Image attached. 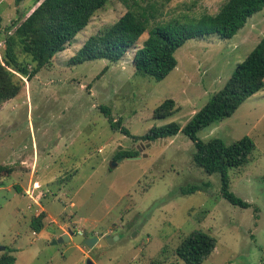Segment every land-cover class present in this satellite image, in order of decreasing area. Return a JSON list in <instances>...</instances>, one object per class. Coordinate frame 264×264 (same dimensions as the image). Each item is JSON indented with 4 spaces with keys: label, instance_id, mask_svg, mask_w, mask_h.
I'll return each mask as SVG.
<instances>
[{
    "label": "rangeland",
    "instance_id": "1",
    "mask_svg": "<svg viewBox=\"0 0 264 264\" xmlns=\"http://www.w3.org/2000/svg\"><path fill=\"white\" fill-rule=\"evenodd\" d=\"M35 1L0 0L1 56L7 31L33 12ZM227 1L111 0L49 66L24 80L21 93L0 108V168L12 169L10 175L0 172V258L11 255L14 264H185L175 249L203 230L218 242L203 264H264V90L198 133L204 142L227 145L253 139L249 163L228 171L231 192L249 208L225 200L220 176L195 167L194 143L182 131L153 143L138 140L173 122L183 129L225 87L263 39L264 9L230 40L213 34L187 41L175 54L176 69L160 82L136 74L135 50L118 64H71L90 37L132 7L153 13L148 30L171 22L198 28L204 15L217 14ZM167 100L175 101L178 112L155 119ZM102 107L122 120L130 136L110 129ZM118 151L139 155L111 169ZM192 185L207 188L183 195ZM43 212L44 228L34 232L31 222ZM69 231L118 240L92 250L72 241L52 245Z\"/></svg>",
    "mask_w": 264,
    "mask_h": 264
},
{
    "label": "trees",
    "instance_id": "2",
    "mask_svg": "<svg viewBox=\"0 0 264 264\" xmlns=\"http://www.w3.org/2000/svg\"><path fill=\"white\" fill-rule=\"evenodd\" d=\"M23 0H16L20 4ZM111 0H36L31 14L14 21L7 31L3 55H0V108L22 91L25 81L33 78L49 66L55 55L63 52L76 36L91 22L95 14L104 9ZM126 5L129 0H121ZM138 5V4H137ZM124 14L116 24L102 34L90 37L71 59L72 65H80L96 60H108L118 64L134 51L132 65L136 74L147 76L160 82L173 72L178 63L176 52L187 41L218 35L230 40L243 29L254 14L264 9V0H228L215 15H204L199 27L177 25L174 22L148 30L149 18L154 16L138 6ZM142 10V11H141ZM14 32L11 33V30ZM148 37L139 47L145 33ZM19 53L29 61L20 59ZM264 90V37L258 46L239 64L225 87L197 112L182 129L176 122L163 127L152 128L138 140L153 143L177 136L181 131L194 143L195 167L207 175H219L221 193L234 206L249 208L250 205L231 192L228 171L245 167L256 145L252 138L242 139L227 145L221 139L204 142L198 133L216 123L230 118L252 96ZM108 118L110 129L130 136L122 120H116L108 107H102ZM177 111L174 100H167L155 111V119H165ZM139 154L124 151L118 157H135ZM12 169L0 168V172L10 175ZM205 186L192 185L183 189V195L203 191ZM46 212L31 222L34 232L44 228ZM217 239L197 230L184 238L175 249V255L185 264H203L217 247ZM15 258L3 255L0 264H14ZM152 264H165L156 261Z\"/></svg>",
    "mask_w": 264,
    "mask_h": 264
},
{
    "label": "water",
    "instance_id": "3",
    "mask_svg": "<svg viewBox=\"0 0 264 264\" xmlns=\"http://www.w3.org/2000/svg\"><path fill=\"white\" fill-rule=\"evenodd\" d=\"M119 153L116 152L114 155H117ZM127 159L129 160H135L136 157H128ZM121 160H119V163ZM118 166L117 162H112L111 163V169H114ZM118 240V237H107V238H98V237H91L87 238L82 234H75L72 231H69V234L63 235L61 238L53 240L52 245H57V244H63V243H68L70 241L74 242L77 245H84L90 250L95 249L97 247H107L109 245H114L115 241ZM2 250H5L2 248ZM87 264H95L91 259L87 260Z\"/></svg>",
    "mask_w": 264,
    "mask_h": 264
},
{
    "label": "flooded vegetation",
    "instance_id": "4",
    "mask_svg": "<svg viewBox=\"0 0 264 264\" xmlns=\"http://www.w3.org/2000/svg\"><path fill=\"white\" fill-rule=\"evenodd\" d=\"M118 155H119V154H118ZM118 155H115V156H114V158H113V161H114V162H117L118 160H121V162H122L123 160H127V157H124V158H123V157H118ZM113 161H112V162H113Z\"/></svg>",
    "mask_w": 264,
    "mask_h": 264
}]
</instances>
